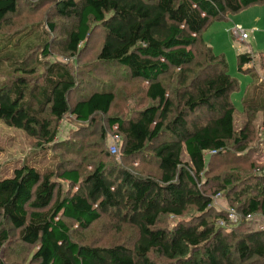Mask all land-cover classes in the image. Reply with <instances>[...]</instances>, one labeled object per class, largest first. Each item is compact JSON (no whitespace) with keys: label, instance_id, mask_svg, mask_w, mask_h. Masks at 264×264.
Segmentation results:
<instances>
[{"label":"trees","instance_id":"16d2710c","mask_svg":"<svg viewBox=\"0 0 264 264\" xmlns=\"http://www.w3.org/2000/svg\"><path fill=\"white\" fill-rule=\"evenodd\" d=\"M19 3L0 0V23L18 11ZM257 4L264 5V0H57L56 16L71 22L56 39L64 53L60 55L69 59L81 55L96 31L100 35L93 63L119 68L130 79L145 83V104L125 117L110 112L113 91L76 93L80 82L69 66L45 59L52 55L54 22H47V30L25 25L26 31L10 50H5L10 36L4 37L0 64L4 61L18 75L0 87V121L36 140L38 149L32 156L48 146L76 154L77 149L68 148L76 145L72 139L57 141L58 122L65 115L78 126L104 117L120 138L121 161L146 158L158 172L142 174L126 168L108 150L87 172L59 161L56 170L23 164L11 177L0 179V250L10 229L19 243L36 246L27 264H264V230L254 226L238 232L246 221L233 224L218 208L213 218L224 219L229 230L208 221L212 197L201 181L207 170L205 159L230 149H247L250 116L260 111L264 128V97L258 83L242 97L247 118L234 129V106L228 96L238 83L229 75L224 57L203 43L201 31L214 19ZM35 47L40 52L29 67L25 57ZM196 47L202 50L199 62ZM253 56L237 54V70L246 73ZM256 57L264 73V54ZM172 71L176 78L168 84L164 77ZM105 135L101 128L100 139ZM211 150L215 153L208 154ZM215 179L220 182L213 194L232 189V176ZM251 180L256 182L237 195L243 201L232 206L242 215L264 213L257 183L261 176L246 179ZM58 184H64V190ZM189 207L198 214V222L180 219ZM104 214L133 226L136 239L131 247L71 239L68 221L87 228ZM164 216L179 221L170 230L162 228ZM0 264L8 262L0 258Z\"/></svg>","mask_w":264,"mask_h":264},{"label":"rangeland","instance_id":"374dc122","mask_svg":"<svg viewBox=\"0 0 264 264\" xmlns=\"http://www.w3.org/2000/svg\"><path fill=\"white\" fill-rule=\"evenodd\" d=\"M56 4L57 0H20L18 11L9 15L0 23V48L5 43L4 37L6 36H10L8 43L10 46L13 45L16 42V38L26 31L27 27H24L25 25L33 23L36 24L34 29L39 27L47 30V22L52 21L56 25L54 33L56 36L52 37V55L45 59L49 61L59 60L69 66L70 70L75 74L77 82H80L76 93L87 94L92 89L97 88L113 91L115 99L110 112L123 117L144 105L145 99L142 97L144 82L139 79H130L119 68L108 65L102 67L93 63L100 35L98 32L94 31L87 48L84 49L81 55L70 59L60 55L64 53L61 52V46L56 39L62 36L63 31L71 25V22L56 16ZM235 21H240V25L247 33V37L242 41L237 40L231 34L233 25L239 24L235 23ZM201 40L211 47L213 53L224 57L229 75L235 78L238 83L237 88L228 96L234 106L233 126L234 129L238 130L247 118L242 109V97L247 95L252 87L258 83L262 84L258 91L264 97V73L260 69L262 61L259 57H256V54H264V5H251L236 13H229L222 19L212 20L201 31ZM19 43L21 46L23 41ZM10 46L5 50H10L12 48ZM39 52L37 47L27 51V56L25 57L27 66L33 65L31 63L32 59L34 56L38 57ZM246 52L252 53L254 56L250 69L244 73L236 68V55ZM195 53L197 54L196 62H199L202 50L199 51L196 47ZM2 63L4 64V61ZM3 64H0V87L16 81L18 75ZM192 68L195 69L196 65H193ZM37 69L38 72L43 70L41 66L37 67ZM175 74L176 71L168 73L164 80L168 84H173L176 78ZM250 117V136L245 151L239 152L235 149H230L228 153L217 154L205 159L207 170L203 174L201 181L203 183L202 189L212 197L211 213L205 217L210 222H217V219L213 218L216 213L215 209L218 208L225 212L232 206L238 207V203L243 201V196H237L239 191L245 185L256 182L254 180L246 181L248 178L253 176H259L260 178L261 176V180H258L257 183L262 192L261 195L264 196V128L261 124V112L258 111L255 117ZM78 124L68 115H65L58 122L57 141L65 140V142H69L68 140L72 139L71 143L76 145L69 144L68 148L74 147L75 150L77 149L75 155L47 145L48 148L44 152L32 156L33 150L35 148L38 149L35 146L36 140L21 130L7 126L0 121V179L11 177L13 170L23 164L32 165L38 169L50 168L56 170L55 161L80 166L82 171L87 172L92 169V166L101 158L105 151H109V146L112 142H115L119 148L120 138L113 133L115 127L109 128L104 117L103 119L96 117L94 121L84 123V126H78ZM101 128L106 133L103 140L100 139ZM51 155L54 156L51 157ZM182 158L185 160L186 155L183 154ZM205 158H207V155ZM114 159L133 171L141 172L142 174L150 172L157 175L158 171L155 164L146 158H137L135 162H122L118 152H116ZM215 176L218 179L232 176V189L222 190L213 194L212 192L218 188L220 182V180L215 179ZM58 185L59 188H64V184ZM197 216L198 214L194 208L189 207V210L183 213L180 219L196 223L199 219ZM178 221L175 217L164 216L159 226L170 230ZM68 222L71 239L77 243L89 245L125 243L131 247L136 239V231L133 226L119 224L118 219L110 214L102 215L98 221L87 228L75 226L72 221ZM116 224H119V229H116ZM256 224L264 225L263 212L251 215V218L237 231L250 230ZM8 231L9 240L1 248L0 258L8 262V264H27L36 246H27L19 243L16 238V232L10 229Z\"/></svg>","mask_w":264,"mask_h":264},{"label":"built area","instance_id":"2783aa9c","mask_svg":"<svg viewBox=\"0 0 264 264\" xmlns=\"http://www.w3.org/2000/svg\"><path fill=\"white\" fill-rule=\"evenodd\" d=\"M231 34L237 39V40H244L247 37V33L245 31V29L240 25V24H234L232 29H231ZM109 151L112 154H115L116 152H118V147L116 146L115 142H112L109 146ZM215 151L211 150L208 152V154H214ZM225 216L226 219L233 223L236 224L240 221V219H244L245 221H248L251 218V214H245L242 215L239 212H236V210L233 207L228 208L225 211ZM217 226L226 228V230H229V224H227V222L222 219V218H218L217 222L215 223ZM255 228L258 230H264V225L263 224H256Z\"/></svg>","mask_w":264,"mask_h":264},{"label":"crops","instance_id":"0c3cea01","mask_svg":"<svg viewBox=\"0 0 264 264\" xmlns=\"http://www.w3.org/2000/svg\"><path fill=\"white\" fill-rule=\"evenodd\" d=\"M240 21H235V23H239ZM240 24V23H239ZM250 52V51H249ZM252 54V53H251ZM250 65V64H249Z\"/></svg>","mask_w":264,"mask_h":264}]
</instances>
